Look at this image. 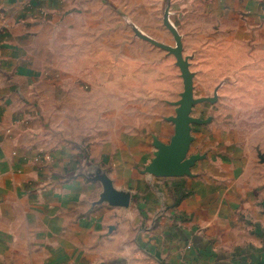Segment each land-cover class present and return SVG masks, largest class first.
I'll return each mask as SVG.
<instances>
[{
    "label": "crops",
    "instance_id": "0c3cea01",
    "mask_svg": "<svg viewBox=\"0 0 264 264\" xmlns=\"http://www.w3.org/2000/svg\"><path fill=\"white\" fill-rule=\"evenodd\" d=\"M139 42L210 85L189 173L147 170ZM260 99L264 0H0V264H264Z\"/></svg>",
    "mask_w": 264,
    "mask_h": 264
},
{
    "label": "rangeland",
    "instance_id": "374dc122",
    "mask_svg": "<svg viewBox=\"0 0 264 264\" xmlns=\"http://www.w3.org/2000/svg\"><path fill=\"white\" fill-rule=\"evenodd\" d=\"M138 47L139 57L137 59L138 67L136 68V73L139 79V84L146 83L152 86L158 81L160 82V84H163L162 81H164L163 86H168L169 89L168 103L151 99H144L138 102L139 106L143 105L147 107L148 110H150V108H153V110L161 112L162 115L159 117L139 116L138 120L143 121L144 123H148L152 121L155 122L156 118H161L162 120L163 118H166L169 122V125L171 126L172 134L175 136L177 126L176 121L184 113L185 105L189 101L190 109L188 126L191 136V143L196 142L195 144H197V135H199L200 133V129L198 128V125L200 123L199 116L206 118L209 114L208 111L216 107V105L213 106L207 104H198L200 101L197 99V96H200L201 93L210 91V85L208 81H204V79H202L203 77L201 76L195 77L194 75H192L190 69H188L186 66L180 68L174 67L172 63H174L175 60L173 59L169 62H165L164 60H162V51H157L156 49L152 50L141 42H139ZM126 71L127 75H129L131 72L133 74L134 69H126ZM155 79H157L158 81H156ZM180 92L183 93L180 94ZM255 102L256 105L253 107L254 109H246L244 108L245 106L241 107L237 104L234 105L231 101V107L236 108V112L232 110L233 117L238 121L239 119H242L245 125L250 126L252 130L255 129L258 134V139L264 143V99L254 101L243 100V104H245L246 106H248L249 103ZM222 105L224 107H227L226 102L224 101L222 102ZM240 111L242 112L241 114ZM253 131L249 134L254 135L255 132ZM173 138L171 139L173 140ZM162 146L165 147V145ZM196 149L197 148L195 147H191V149H189L188 155L194 156V152H196ZM157 157L158 155L156 154V158ZM152 163L147 167V170L152 165ZM148 172L150 171L148 170Z\"/></svg>",
    "mask_w": 264,
    "mask_h": 264
},
{
    "label": "water",
    "instance_id": "95a60500",
    "mask_svg": "<svg viewBox=\"0 0 264 264\" xmlns=\"http://www.w3.org/2000/svg\"><path fill=\"white\" fill-rule=\"evenodd\" d=\"M189 101L184 113L177 119L176 134L169 146H160L158 157L154 159L149 171L159 175H182L190 172L195 157L187 158L191 136L189 131Z\"/></svg>",
    "mask_w": 264,
    "mask_h": 264
}]
</instances>
